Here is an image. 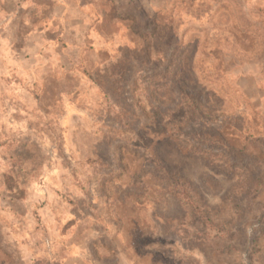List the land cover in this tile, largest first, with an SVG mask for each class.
Masks as SVG:
<instances>
[{
	"label": "rangeland",
	"instance_id": "rangeland-1",
	"mask_svg": "<svg viewBox=\"0 0 264 264\" xmlns=\"http://www.w3.org/2000/svg\"><path fill=\"white\" fill-rule=\"evenodd\" d=\"M0 264H264V0H0Z\"/></svg>",
	"mask_w": 264,
	"mask_h": 264
},
{
	"label": "trees",
	"instance_id": "trees-1",
	"mask_svg": "<svg viewBox=\"0 0 264 264\" xmlns=\"http://www.w3.org/2000/svg\"><path fill=\"white\" fill-rule=\"evenodd\" d=\"M156 92L157 91H155V93ZM180 92H181V95L185 99V103L190 104V105L196 104L192 101V97L184 89H181ZM167 176H168L167 172L163 176L161 175V180L167 181L166 179ZM176 184H180V180H178ZM174 190H175L173 193L174 197L177 198L180 201V203L183 204L184 207H186L188 210L191 211V213L193 214L197 222L209 226L210 225L209 222L211 221H210V218L208 217V213L205 211V208L203 207V205L192 197L187 187L178 186Z\"/></svg>",
	"mask_w": 264,
	"mask_h": 264
}]
</instances>
